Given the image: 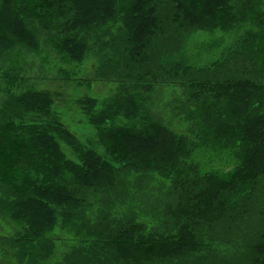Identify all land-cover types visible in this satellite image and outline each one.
I'll return each mask as SVG.
<instances>
[{
	"label": "trees",
	"instance_id": "trees-1",
	"mask_svg": "<svg viewBox=\"0 0 264 264\" xmlns=\"http://www.w3.org/2000/svg\"><path fill=\"white\" fill-rule=\"evenodd\" d=\"M217 29L242 32L217 61L183 58L186 38ZM42 47L91 60L116 90L78 101L101 155L49 93L14 92L20 68L4 75L0 218L17 225L3 242L16 263L49 264L60 231L74 243L56 264H264V0H0V59ZM160 88L184 133L153 115Z\"/></svg>",
	"mask_w": 264,
	"mask_h": 264
},
{
	"label": "rangeland",
	"instance_id": "rangeland-1",
	"mask_svg": "<svg viewBox=\"0 0 264 264\" xmlns=\"http://www.w3.org/2000/svg\"><path fill=\"white\" fill-rule=\"evenodd\" d=\"M246 28L248 27L245 26L242 31ZM241 32L226 33L218 29L212 32H197L188 37V39H185L183 58L196 66L207 65L217 61L221 58V52ZM0 67L4 68L0 72V103L4 98V90L8 87L4 80V75L7 74L10 67L20 68V77L23 82L17 85L14 92L19 93L33 89L49 93L54 103L52 112L55 113L59 123L81 145L89 146V144H92L91 148L95 149L98 154H103L102 149L96 145L95 129L87 123L78 105V101L86 97L103 101L115 93L116 86L112 82L92 80L93 62L91 60H86L81 65L64 64L49 47H42L39 53L17 48L7 55L2 56L0 59ZM87 81L90 84H86ZM171 95L173 94L170 88H160L153 96L151 109L155 118L163 119L164 124H167L176 133L181 134L186 130L185 124L179 122L180 119L172 120L165 104L166 102L168 103ZM55 139L65 158L77 162L78 157L69 146L64 144L57 136ZM217 162V160H214V165L224 167V161ZM16 226L15 223H12L8 219L0 218V264H18L12 257L13 250L3 244L7 239L13 237L16 232ZM56 234L61 238V242L57 246L49 264L60 262V259L68 252L71 244L74 243V239H69L70 237L68 235L70 234L60 231ZM3 251L9 257L2 258L4 257Z\"/></svg>",
	"mask_w": 264,
	"mask_h": 264
},
{
	"label": "bare ground",
	"instance_id": "bare-ground-1",
	"mask_svg": "<svg viewBox=\"0 0 264 264\" xmlns=\"http://www.w3.org/2000/svg\"><path fill=\"white\" fill-rule=\"evenodd\" d=\"M201 2V1H200ZM149 3V2H148ZM174 4V3H173ZM142 5H143V3H142ZM40 6V5H39ZM151 7V6H150ZM149 7V8H150ZM203 7H205V6H203ZM203 9H205V8H203ZM208 9V8H207ZM212 10V9H211ZM204 11V10H203ZM120 12V11H119ZM153 12V11H152ZM177 12V11H176ZM205 13V12H204ZM210 13V12H209ZM38 15V14H37ZM177 15V14H176ZM180 15V14H179ZM207 15V14H206ZM69 19V18H68ZM129 20V19H128ZM130 22V21H129ZM14 23V22H13ZM23 23H25V22H23ZM22 23V24H23ZM134 23H136V22H134ZM168 23H169V21H168ZM16 24V23H15ZM128 25V24H127ZM126 25V26H127ZM125 26V27H126ZM39 28V27H38ZM42 28V27H41ZM132 28V27H131ZM193 28V27H192ZM64 31V30H63ZM78 34V33H77ZM31 40H32V38H31ZM34 40V39H33ZM36 43V42H35ZM64 43H66V42H64ZM60 48V47H59ZM2 49V48H1ZM3 49H5V48H3ZM7 49H9V48H7ZM153 67V66H152ZM153 69V68H152ZM11 74V73H10ZM8 76V75H7ZM222 76V75H221ZM17 77V76H16ZM18 81V80H17ZM233 82V81H232ZM227 84V83H226ZM239 85V84H238ZM153 86V85H152ZM185 86V85H184ZM27 88V87H26ZM254 92V91H253ZM124 93V92H123ZM31 94V93H30ZM243 94V93H242ZM191 100V99H190ZM198 100V99H197ZM192 101V100H191ZM262 101V100H261ZM233 105H234V103H233ZM237 108V107H236ZM243 111V110H242ZM234 118V117H233ZM237 118H239V117H237ZM232 119V118H231ZM248 119V118H247ZM259 119V118H258ZM233 120V119H232ZM244 121H246V120H244ZM255 122V121H254ZM247 123V122H246ZM252 123V122H251ZM55 125V124H54ZM253 125V124H252ZM239 126V125H238ZM196 127V126H195ZM220 127V126H219ZM252 127V126H251ZM264 127V126H263ZM218 129V128H217ZM245 129V128H244ZM253 130V129H252ZM225 133V132H224ZM242 133V132H241ZM217 135V134H216ZM261 137V136H260ZM258 149V148H257ZM260 150H262V149H260ZM178 154V153H177ZM262 155V154H261ZM178 156V155H177ZM61 158V157H60ZM261 159V158H260ZM259 160V159H258ZM257 160V161H258ZM256 161V160H255ZM262 165V164H261ZM260 169H261V166H260ZM96 170H97V168H96ZM262 170V169H261ZM189 171V170H188ZM258 171V170H257ZM189 173V172H188ZM103 174V173H102ZM5 176V175H4ZM99 179V178H98ZM62 180V179H61ZM222 181V180H221ZM220 181V182H221ZM95 182V181H94ZM234 182V181H233ZM86 184H88V182L86 183ZM236 184V183H235ZM256 184V183H255ZM219 185V184H218ZM223 185V184H222ZM232 185V184H231ZM94 186V185H93ZM101 186V185H100ZM224 189V188H223ZM239 192V191H238ZM229 195V194H228ZM180 203V202H179ZM262 207H263V205H262ZM61 209V208H60ZM230 210V209H229ZM208 211V210H207ZM258 211V210H257ZM62 212V211H61ZM51 218V217H50ZM48 221V220H47ZM251 221V220H250ZM68 222V221H67ZM42 226V225H41ZM260 227V226H259ZM48 228V227H47ZM24 230V229H23ZM123 230V229H122ZM38 231V230H37ZM32 233V232H31ZM18 238V237H17ZM25 238V237H24ZM33 238V237H32ZM35 238H36V236H35ZM30 239V238H29ZM142 239V238H141ZM264 240V239H263ZM21 241V240H20ZM164 242V241H163ZM183 243V242H182ZM261 243V242H260ZM132 244V243H131ZM124 245V244H123ZM119 246V245H118ZM131 247V246H130ZM134 247V246H133ZM132 247V248H133ZM131 248V249H132ZM121 249V248H120ZM130 249V250H131ZM259 250H260V248H259ZM50 252V251H49ZM180 252V251H179ZM130 254H131V252H129ZM162 253V252H161ZM47 254V253H46ZM124 254V253H123ZM136 254V253H135ZM116 256V255H115ZM128 257V256H127ZM131 257H129V259H130ZM133 258V257H132Z\"/></svg>",
	"mask_w": 264,
	"mask_h": 264
}]
</instances>
